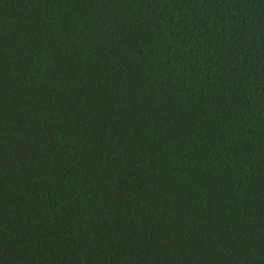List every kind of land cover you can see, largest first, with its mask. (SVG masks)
Wrapping results in <instances>:
<instances>
[{"label":"trees","instance_id":"trees-1","mask_svg":"<svg viewBox=\"0 0 264 264\" xmlns=\"http://www.w3.org/2000/svg\"><path fill=\"white\" fill-rule=\"evenodd\" d=\"M0 264H264V0H0Z\"/></svg>","mask_w":264,"mask_h":264}]
</instances>
